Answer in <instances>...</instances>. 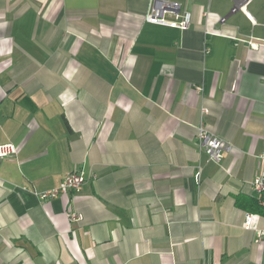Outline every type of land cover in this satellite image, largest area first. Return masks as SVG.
I'll return each mask as SVG.
<instances>
[{
  "label": "crops",
  "instance_id": "1",
  "mask_svg": "<svg viewBox=\"0 0 264 264\" xmlns=\"http://www.w3.org/2000/svg\"><path fill=\"white\" fill-rule=\"evenodd\" d=\"M242 1L181 0L180 30L145 22L150 0H0V145L17 150L0 264H264V0L232 14ZM201 123L230 146L219 163ZM73 172L79 193L39 199Z\"/></svg>",
  "mask_w": 264,
  "mask_h": 264
},
{
  "label": "built area",
  "instance_id": "2",
  "mask_svg": "<svg viewBox=\"0 0 264 264\" xmlns=\"http://www.w3.org/2000/svg\"><path fill=\"white\" fill-rule=\"evenodd\" d=\"M251 1L252 0H243L242 3L235 4L230 12L232 14L244 12L245 6ZM144 20L150 24L171 29L185 30L188 28L192 16L191 13L184 8L181 0H150ZM220 22L224 23L225 19H221ZM200 112L202 117L208 114L205 108H202ZM197 146L200 154L212 163H219L223 154L230 150V146L225 140L209 133L202 123L198 126ZM16 153L17 150L13 145H0V159L10 158L16 155ZM259 160L261 165L260 172L253 180L252 188L259 196L261 202L264 203V154L259 156ZM88 178L89 177L83 172L70 173L65 176L55 188L42 193L39 199L51 200L66 192L79 193ZM90 178L95 179L96 176L92 175ZM68 217L72 222H78L83 219L82 216L77 213H69ZM252 218L253 216L251 214H246L244 222L245 229H248ZM254 245L264 250V228L255 231Z\"/></svg>",
  "mask_w": 264,
  "mask_h": 264
}]
</instances>
